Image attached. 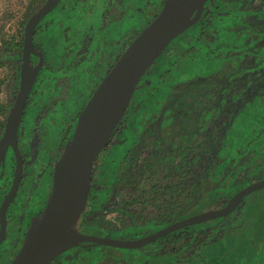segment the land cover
Here are the masks:
<instances>
[{"label": "flooded vegetation", "instance_id": "flooded-vegetation-1", "mask_svg": "<svg viewBox=\"0 0 264 264\" xmlns=\"http://www.w3.org/2000/svg\"><path fill=\"white\" fill-rule=\"evenodd\" d=\"M163 1L61 0L38 23L33 41L42 52L43 61L18 129L22 169L19 183L6 203L0 264L11 263L32 222L46 206L55 163L72 138L70 131L73 124L76 126L83 109L80 107L88 102L130 42L157 16ZM237 1L208 0L196 23L171 42L149 69L148 75L167 68L171 71L152 92L135 93L107 146L95 159L97 167L93 166L88 201L76 224L82 234L123 240L141 238L184 219L218 211L238 191L264 179V171L254 177L247 173L264 166V157L255 165H246L243 162L249 159L247 151L240 154L237 148L236 161L230 158L229 162H225L228 152H222L225 143L231 144V137L228 140L226 135H231L232 122L245 113L248 104H255L261 97L244 92L248 98L242 104L236 97L239 90L230 81L233 77L219 82L222 71L219 62L227 52L238 51L234 49L239 33L236 17L251 7L250 2L243 5L242 0ZM255 6L260 8L256 11L262 10L264 0ZM248 29L240 33L247 36ZM176 42L185 49L171 58L168 49ZM5 49L16 57L12 67L14 73L19 68V75L22 50L14 55L7 52L6 46ZM38 62L39 56L32 54V66ZM177 88H182L183 93L178 99L171 98L173 91L164 99L166 90ZM224 92L231 100L221 106ZM254 115L264 129V111ZM4 129L5 125L0 126V150ZM237 165L242 167L234 171L233 166ZM17 172L16 152L8 145L4 158L0 159V209L14 187ZM99 174L105 178L101 180ZM142 185L149 188L156 213L164 224L149 225L138 232L129 229L135 221L132 213L136 209L123 201L139 196L145 189ZM236 185L238 188L234 189ZM99 191L106 195L97 205ZM259 209L263 212L254 221ZM224 236L231 244L239 237H243V242L235 248L227 246L219 253L220 237ZM263 245L264 187H261L244 196L224 216L182 226L141 247L119 248L81 241L50 264H240L241 257L243 264H259L257 254H264ZM241 249L244 258L238 255ZM228 251L232 255L224 262L222 257Z\"/></svg>", "mask_w": 264, "mask_h": 264}, {"label": "water", "instance_id": "water-1", "mask_svg": "<svg viewBox=\"0 0 264 264\" xmlns=\"http://www.w3.org/2000/svg\"><path fill=\"white\" fill-rule=\"evenodd\" d=\"M60 1L46 0L28 18L24 28L19 88L6 117L0 150L1 159L4 158L8 145H11L18 160L14 187L0 209V242L5 236L6 203L9 202L19 183L22 169L17 148L18 129L43 61L42 52L38 51L34 45V33L38 23L52 12ZM207 1L164 0L157 16L130 42L104 76L79 113L72 138L55 163L52 189L47 204L32 223L10 264H50L60 253L78 245L81 241H93L119 248H138L182 226L200 223L207 218L224 216L233 210L244 196L264 187V179H262L238 191L226 206L218 211L184 219L134 240L85 235L76 227L88 201L95 159L107 146L114 129L123 119L138 81L153 67L170 43L196 23ZM255 32L262 34L258 30ZM257 43L253 48L256 54H260L264 51V45L258 47ZM32 54L39 56V62L35 67L31 64Z\"/></svg>", "mask_w": 264, "mask_h": 264}, {"label": "trees", "instance_id": "trees-1", "mask_svg": "<svg viewBox=\"0 0 264 264\" xmlns=\"http://www.w3.org/2000/svg\"><path fill=\"white\" fill-rule=\"evenodd\" d=\"M45 0H16L14 3L9 5V11H7V19H10V17H14L16 19V24H14V33L9 35L7 38H3L2 34V44L7 47V51H12L14 55L17 54V52H21L24 44V28L26 25V22L28 18L31 16L33 12H35L43 3ZM58 10H55L54 13H58ZM247 12H252V14L256 15H262L264 14V8L260 11H243L242 14H247ZM205 13V12H204ZM57 15V14H56ZM6 18V17H5ZM3 29L0 28V32ZM247 30V29H246ZM247 36H243L241 34V37L237 40V45L234 46L235 50L243 51L248 50L250 47H253L260 39L264 37V34H257L255 30L249 27L247 31ZM180 36V35H179ZM176 37L175 39L179 38ZM248 40L246 41V39ZM174 39V40H175ZM173 40V41H174ZM172 41V42H173ZM162 55V54H161ZM15 68H11L13 70ZM19 72V68L17 69ZM171 69L167 68L159 73H156L154 75H148L147 73L138 81L136 90L134 92L133 97L135 96V93L137 91L141 92H152L155 88H158V85L161 84L165 77L170 73ZM53 73V72H52ZM51 73V74H52ZM238 74V73H237ZM93 92V91H92ZM91 92V94H92ZM90 94V96H91ZM89 96V97H90ZM132 97V98H133ZM11 101L8 102H0V126L3 127L6 122V117L9 111V108L11 107ZM86 104V103H85ZM85 104H83L80 108L82 109ZM128 111L131 113L132 107L128 109ZM264 111V95L261 96L255 104H248L246 107L245 113L243 115H239L237 120L233 121L231 124V135H226V137L229 140L231 144L225 143L223 145L224 151L222 152H228L226 154L225 162H229V159H235L237 158V155L243 154V152H246L247 157L249 158L247 161L243 162V164H250L255 165L259 160L264 157V129L263 123L260 121L259 117L254 114H258L260 112ZM254 114H253V113ZM79 113V112H78ZM255 116L253 118V116ZM264 119V117H263ZM249 121V122H248ZM23 122V119L22 121ZM248 122V123H247ZM264 122V121H263ZM245 127V128H243ZM75 128V124L72 125V131H70V138L72 137L73 130ZM259 130H261L260 133ZM227 140V139H226ZM70 141V140H69ZM236 144V146H234ZM237 148L240 149V152L237 153ZM220 153V152H219ZM231 153V154H230ZM236 153V156H235ZM251 153V155H249ZM234 161V162H235ZM233 162V163H234ZM122 163V162H121ZM121 163H119L121 165ZM96 167L97 164L95 163ZM94 165V166H95ZM239 167H242V165L233 166V170H238ZM232 174V173H231ZM99 178L103 180L105 178V175H100ZM148 178V177H147ZM225 185H227V181L225 180ZM145 187L140 193L139 196H130L126 200H124V204H131L136 209L135 212L132 213L134 222L129 227L130 230H137L138 232H142L149 225H155L157 227H160L164 224V221L161 220L155 210V204L152 202L151 199V192L148 190L149 188L145 185H142ZM238 188V185L235 186L234 189ZM100 190V189H99ZM104 191L98 192V198L95 201V203L98 205L100 201L105 199ZM133 227V228H132ZM178 245V244H177ZM264 249L263 246H261V251ZM245 253V252H244ZM243 253V250H239L238 255L242 254L243 258L245 257V254ZM232 255L230 251L225 252L224 256L222 257L224 262L228 259V256ZM259 259V264H264V254L258 253L257 254ZM229 261V260H227ZM240 264H243L242 257L240 259ZM138 262V261H137ZM140 262V261H139ZM140 264V263H139ZM159 264H162L160 262Z\"/></svg>", "mask_w": 264, "mask_h": 264}, {"label": "rangeland", "instance_id": "rangeland-1", "mask_svg": "<svg viewBox=\"0 0 264 264\" xmlns=\"http://www.w3.org/2000/svg\"><path fill=\"white\" fill-rule=\"evenodd\" d=\"M14 1L16 0H0V28L3 27L0 32V102L11 101V103L14 101L15 96L18 92L20 74L17 75L18 72L14 73L15 69L11 70L16 57L10 55V53L5 52V46L2 44V34L3 38H7L9 35L14 33V24H16V19L14 17H10V19H7V11H9V5L11 3L13 4ZM258 1L259 0H242L241 3L243 5H246L247 2H250L249 4L251 5V7L246 10L256 11L260 9L259 7L255 6ZM241 12H243V10ZM236 19L238 20L237 26L239 27V33L236 36L237 40L241 37V30L248 29L249 27L253 30H258L262 32V34H264V15L257 16L250 14H242L236 17ZM248 38L249 37H247L246 41L248 40ZM234 40L235 39H233V41ZM50 41L51 40H49V43ZM260 45H264V37L260 40L259 43H257L258 47ZM184 49V46L176 42L172 47L168 49L170 52L169 56L171 58H176L182 51H184ZM263 53L264 51L260 52V54H256L254 48L250 47L248 50H243L240 52H227L224 55L225 59L219 62V69H222L219 74V82H222L228 79L229 77H233L230 78V81H233L235 83V88L239 90V94H236V97L237 101L242 104L246 101V98H248L244 92H247L251 97L264 95V60H262L264 59V55L262 56ZM243 71L245 72L241 74ZM237 73L238 75L235 76V74ZM181 90L182 88L166 90L167 92L164 94V99L169 96V91H173V96L171 98L178 99L179 96L183 94ZM230 100L231 98L224 92L222 98L220 99V104H222L221 106L225 105L226 102ZM263 171L264 166L259 165L253 168L251 171H248L247 173L254 177L257 173H262ZM211 179L212 178L208 180ZM228 182H230V178ZM221 197L225 198L223 200L227 199V197L224 195ZM262 212L263 211H261V209L256 210L254 221L259 220ZM219 231L221 232V229H219ZM220 238L221 239L219 241V253L226 249L227 246L235 248V246H239L243 242V237H239V239L235 240V242H232V244L231 242L228 243V239L226 236ZM256 243H259L258 238L256 240ZM206 256L208 257L209 254H207Z\"/></svg>", "mask_w": 264, "mask_h": 264}]
</instances>
